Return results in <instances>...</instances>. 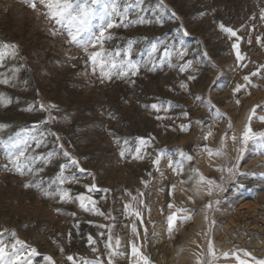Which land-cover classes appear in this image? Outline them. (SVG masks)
<instances>
[{"label":"rangeland","instance_id":"obj_1","mask_svg":"<svg viewBox=\"0 0 264 264\" xmlns=\"http://www.w3.org/2000/svg\"><path fill=\"white\" fill-rule=\"evenodd\" d=\"M118 5L120 11L130 6L125 23L141 17L151 22L107 30L112 39L104 42V49L122 50L132 40V59L140 69L135 76L113 75L101 83L99 66L94 73L83 50L68 44L66 34L52 35L51 29L59 26L41 14V5L37 4V12L25 0H0V80L9 81L0 83V93L4 94L0 124L7 125L0 128V239L11 244L12 231L22 233L27 240L39 241L43 249H53L62 260L52 258L56 264H65L64 255L58 254L60 249L85 250L86 244V240H64L70 221L76 219L74 216L91 219L98 215L84 211L74 199L85 194L96 201L100 212L111 218L126 216L136 224L137 246L151 264H197V258H210L209 240L217 254L214 264H239L234 251L242 259H249L240 249L264 258V149L251 142L243 146L239 139L249 124L253 106L264 105V69L252 78V84L258 87L248 85L233 94L237 84L247 83L244 76L264 64V44L257 41V37L264 41V0H118ZM115 19L119 24L120 18ZM93 23L98 25L100 21ZM221 23L237 30L240 39L223 32ZM5 43L17 46L15 55L3 48ZM234 43L245 56L243 61H237ZM153 44L155 52L151 50ZM166 47L172 51L170 57L164 55ZM175 49H182L185 55H177ZM123 58L121 55L118 59ZM189 61L191 66L180 71ZM153 67L155 70L150 71ZM190 76L195 79L190 80ZM182 82L187 89L180 87ZM208 99L226 114L224 118H215ZM153 104L159 111L151 107ZM260 116H264V109L257 108L250 122L253 131H264ZM181 125L189 127L182 130ZM209 131L212 136L206 140ZM225 133L224 155L209 157L204 145L221 148ZM232 135L238 138L235 143ZM138 138L149 143L141 145ZM18 140L28 141L26 156L55 155L46 164L37 159L33 173L25 170L21 176L9 170L12 164L5 150ZM36 140L43 141L39 148ZM241 147L245 150L239 173L247 175L229 176L227 171H218L236 163ZM137 148L143 159L135 158ZM64 150L84 169L81 172L72 166L65 170L66 176L76 178L62 186L70 190L73 199L62 201L59 194L44 196L40 189L24 187L27 182L39 181L42 188L56 192L58 183L52 181L60 164L68 163ZM181 151L192 160H184V170L177 174L168 166V158L175 167ZM157 155H162L159 170L153 164ZM37 168L42 171L35 172ZM197 168L222 183L226 191L212 197L203 190L196 194L198 177L192 169ZM92 184L96 189L90 192L85 185ZM209 200L214 201L212 208L205 207ZM129 203L141 212L143 223L125 211ZM177 208L187 209L192 218L177 221L170 234L167 217ZM224 252L228 257L222 255ZM44 257L36 255L32 264H48Z\"/></svg>","mask_w":264,"mask_h":264},{"label":"snow or ice","instance_id":"obj_2","mask_svg":"<svg viewBox=\"0 0 264 264\" xmlns=\"http://www.w3.org/2000/svg\"><path fill=\"white\" fill-rule=\"evenodd\" d=\"M25 3L27 4L28 7L32 8L33 10H36L37 12H40V9L37 8V4L42 6L44 11L41 14H43L49 22H53L54 25L59 26L58 28L54 27L53 29H51L52 35L66 34L68 37L66 42L68 44L74 45L75 47L83 50L87 56V60L90 61L93 66L94 73L96 71V67L99 66L101 83H103L105 79L111 80L113 75H117V78H126L129 76V74H131L132 76L138 74L140 65L137 61L132 59V45L134 43L132 40H129L127 47L122 50L117 49L114 52H109L104 49V42L106 40L112 39V36L107 32L108 29L119 27L121 25H123L124 27H128L130 24L151 22V21H145L141 17L137 20H128L127 23H125V20H127L128 9L130 7L129 5H125L124 10L120 11L118 0H25ZM174 15L175 13H173V16ZM201 15H203V13H201ZM115 17L120 18L119 24L116 22ZM96 19L100 21L98 25L93 23V21ZM261 19H264V10H261ZM219 27L223 32L229 34L230 37H236L237 40L240 39L237 35V30H234L231 27H225L223 23H221ZM257 41L264 44V41H262L261 37H257ZM249 43H251V40H249ZM232 47L236 51L237 61H243L245 59V56L240 52L238 43H234ZM3 48L5 50L10 49L13 55L16 54L17 46L15 44L5 43L3 45ZM151 50L152 52H155L157 50L155 44L151 46ZM175 52L177 55L181 57L185 55V52L182 49H175ZM121 55H123L124 58L118 59L119 57H121ZM164 55L170 57L172 55V51H170V49L166 47L164 49ZM2 58L3 55L2 53H0V59ZM69 58L76 59V57H69ZM190 66H191V62L189 61L187 64L181 66L180 71L183 72L186 70V68ZM243 66L244 65H241V67ZM260 69H264V64L260 65L256 71L250 73L249 75L244 76L243 80L247 83L237 84L233 89V94L234 95L238 94L242 89H246L248 85H252L253 87H258V85L252 84V78L260 74ZM149 70L154 71L155 67ZM189 79L194 80L195 77L190 76ZM0 83L7 84L9 83V81L6 79L0 80ZM180 87L187 89L188 86L186 83L182 82ZM197 99L199 100L201 98L197 97ZM3 100H4V94L0 93V101ZM207 103L208 105L211 106V110L214 111L215 118L219 119L225 117L226 114L222 113L219 108L213 105L211 99H208ZM240 103L241 101L237 99L236 104L239 105ZM40 107L43 109L44 105L41 104ZM50 107L54 108L55 105H50ZM151 107L159 111V106L157 104H153L151 105ZM257 108L264 109V105L253 106L251 110V114L248 116L249 124L245 126L241 134V137L239 139H240V143L243 146H247L249 142H251L258 149H264V131H259V132L253 131L250 124L251 120L253 119V116L256 114ZM27 110L30 111L31 107H29ZM109 115L111 116L112 114L109 113ZM183 115L187 116L188 113L184 112ZM157 118L160 119V117ZM259 119L262 122H264V116H260ZM196 124L202 125L203 121H196ZM4 127H7V125L0 124V128H4ZM188 127L189 125H181L182 130H187ZM228 128L229 129L232 128L231 120H229ZM211 136H212V132L209 131L207 135L204 136V139L207 140ZM226 137H227V133H225V135L221 138L220 141L221 148L212 149L208 145H204L203 151H205L209 157L212 156L219 157L224 155L222 148L224 146ZM138 139L140 140L141 145H147L149 143L148 140H145L143 138H138ZM231 139L235 143L238 138L236 135H232ZM56 140L57 141L60 140V137L58 135L56 136ZM42 143H43L42 140H36V147L39 148L42 145ZM125 143H127L126 140ZM27 145H28L27 140H18L16 142L11 143L10 145H7L5 149L7 153V159L12 164V168L9 170L15 171L21 176L25 175V170L28 173H33L32 165L35 163L37 159H40L43 163L46 164L49 163L52 157L55 155L54 152H49L46 158H42L40 156H32V157L26 156L25 153L27 151ZM59 147L62 150L64 149L63 144H60ZM244 150H245L244 147L238 149L236 163L233 164L231 167H227V168L219 167L217 170L220 172L227 171L229 176H235L237 174L247 175V173H239V162L242 158ZM136 152L137 155L135 156V158L143 159V156L139 155L140 148H137ZM120 155L123 157L125 155L124 151H121ZM63 156L68 159V163L60 164L59 172L57 173L55 180L52 181V184L58 183L56 192H51L47 189L42 188L41 183L39 181H37L35 184L31 182H27L24 184V187L25 188L34 187L40 189L44 196H53L59 194V198L62 201L73 199V197L69 195L70 190L65 189L62 186L65 184L66 181L68 180L74 181L76 178L75 175L66 176L65 170L72 166H76L77 168H79L81 172H83L84 169L79 167V162L77 158L71 156V154L67 150L63 151ZM180 157L181 159L175 161V167H173L174 162L171 159V157L168 158V166L171 167L173 172L177 174L183 172L184 160H188V161L192 160V156L186 154L183 151L180 152ZM161 159H162V155H157L155 160H153V164L157 166V170H159L158 166ZM5 168H7V165H5ZM40 171H42V169L39 168L35 169V172H40ZM192 172L198 177L196 179L197 187L194 189V192L196 194H199V192L203 190L207 196L212 197L216 192L226 191L222 183H217L215 179L205 176L202 172H200L198 168L192 169ZM144 183L147 185L146 181ZM181 183H185V181H181ZM51 186L52 185L50 184L49 188H51ZM85 187L90 192L96 189L95 184H92L91 186L85 185ZM172 188L175 189V185H172ZM140 195H143V193H141ZM74 199L80 202V208L83 209L84 211L94 212L96 214L103 215V213L100 212V210L96 207V201L93 200L91 196L80 194L76 196ZM132 199L135 200L136 197H133ZM189 199H192V197H189ZM140 203H143V201H140ZM213 203L214 201L209 200L208 204L205 207L212 208ZM215 203H219V201H215ZM124 207H125V211L129 215L134 214L137 218H140L141 223H143L141 212L137 209H134L131 203L125 204ZM168 207L169 209H172L174 205L170 203ZM57 211H59V209ZM178 213H182V215H178ZM73 215H75V213H73ZM191 218H192L191 215L188 214V210L185 208H177L176 211L171 212L167 217L169 233L171 234V232L174 230L177 221L185 222L190 220ZM205 219H207V216L205 217ZM103 227H106L109 230L105 248L108 251V264H113V257L121 254L117 251L121 246V241L118 236L115 237V246H114L112 243L113 236L111 235L112 226L106 225ZM131 231L137 237L139 236V232L137 230V226L135 223L131 225ZM144 231L146 234L147 229L145 228ZM103 235L104 234L101 233V236ZM2 236L3 233H0V237ZM12 237L14 238V242L11 244H6L3 242L2 239H0V264H32V258L38 255L37 250L33 247H29L25 241L16 238V234L14 230L12 231ZM88 243L90 245L95 244V241L93 240L91 235H89L88 237ZM92 250L93 252L97 251L96 248H93ZM61 251H63V249H61ZM238 251L243 252L244 257L249 258V259H242L234 251L232 254L235 255V258L239 262V264H264V258H257L253 256L252 253L249 252L248 250L240 249ZM131 255L132 257L136 258L133 264H141V262L142 264H151L149 258L140 251V248L137 246L135 242H132L131 244ZM222 255L224 257H228L229 253L224 252L222 253ZM207 256L210 258L204 260L197 258V264H214V261L217 259V254L216 251L214 250V245L211 240H209L207 244ZM44 259L45 261L48 262V264H56V262L53 261L52 257L50 256H45ZM67 259L71 261L72 264H78L77 260L73 256H68ZM83 264H104V262L101 259L96 258L94 260H83Z\"/></svg>","mask_w":264,"mask_h":264},{"label":"crops","instance_id":"obj_3","mask_svg":"<svg viewBox=\"0 0 264 264\" xmlns=\"http://www.w3.org/2000/svg\"><path fill=\"white\" fill-rule=\"evenodd\" d=\"M97 208L101 209V207ZM74 217L76 219L70 221L71 228L66 231L67 233L64 235V240H66L68 243H71V241H73L74 239L86 240V244L84 245L85 250L75 249L72 252L70 249L66 250L63 248V251H61L60 249L58 254L64 255L63 260L66 261L65 264H72V262L67 259L68 256H73L77 260L78 264H83V260H94L96 258L101 259L104 264H108V251L105 248V244L107 242L109 230L108 228L103 227L106 225L112 226L111 235L113 236V245L115 246V237L118 236L121 241V246L117 250L121 254L113 257V264H133L136 258L132 257L131 255V244L132 242L138 244V237L132 233V222L128 217L125 216L123 218H111L110 215L105 213V211H103V215L98 214L94 217H91V219L81 218L77 216ZM101 233H103L104 235L101 236ZM15 234L16 238H19L20 240L23 238V240L29 247L35 248L38 254L51 256L57 261H62L60 257H56L53 249H43L39 241L36 242L29 239L27 240V237H25L22 233ZM89 235L92 236L95 244L90 245L88 243ZM53 243L58 242L53 240ZM93 248H96L97 251L93 252Z\"/></svg>","mask_w":264,"mask_h":264}]
</instances>
